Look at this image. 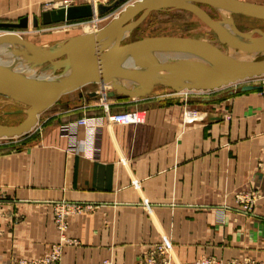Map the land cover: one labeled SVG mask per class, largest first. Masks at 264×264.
Instances as JSON below:
<instances>
[{"label": "crops", "instance_id": "obj_1", "mask_svg": "<svg viewBox=\"0 0 264 264\" xmlns=\"http://www.w3.org/2000/svg\"><path fill=\"white\" fill-rule=\"evenodd\" d=\"M93 91L63 95L31 135L0 144V264H29L58 243L59 203L85 208L65 220L60 264H135L164 238L172 264H264V86L134 107L111 98V115L145 114L128 126L106 125ZM77 114L99 125L87 134Z\"/></svg>", "mask_w": 264, "mask_h": 264}, {"label": "water", "instance_id": "obj_2", "mask_svg": "<svg viewBox=\"0 0 264 264\" xmlns=\"http://www.w3.org/2000/svg\"><path fill=\"white\" fill-rule=\"evenodd\" d=\"M124 0H116L109 6L97 5L93 13L91 5L70 6L55 11L43 12L40 24L43 26L92 19L107 14ZM204 4L230 14L264 20V5H255L232 0H140L126 7L120 15L95 33L70 38L66 45L48 54L39 55L37 61L51 62L62 60L71 51L82 53L74 64L72 73L60 80L50 83L21 81L0 69V96L11 99L28 107L26 120L15 127L0 126V138L18 137L28 133L36 124L40 114L52 107L63 95L74 92L88 84L105 85L110 92L106 98L117 95L132 100L148 97L156 86H167L182 91L212 92L247 80L264 76V58L244 66L227 71L224 63L210 62L198 56L186 47L167 39L146 38L134 44L119 46L117 33L127 32V36L153 12L165 10L184 11L193 15L205 25L217 41L227 48L264 49V33L251 30L247 33L234 30L227 33L209 15L197 7ZM37 28L39 21L31 17L21 18L17 23H0V28L24 30ZM256 35V36H254ZM233 36L238 37L236 40ZM102 39L114 43L111 51H97L95 48ZM23 43V42H22ZM84 47V49H83ZM144 65L145 69L166 73L167 77L153 79L143 92H131L118 85L105 81L109 76H119L136 70ZM139 68V69H140ZM3 72V73H2ZM9 74V75H8ZM258 87L246 86L241 92L255 91ZM92 96H96L95 94Z\"/></svg>", "mask_w": 264, "mask_h": 264}, {"label": "rangeland", "instance_id": "obj_3", "mask_svg": "<svg viewBox=\"0 0 264 264\" xmlns=\"http://www.w3.org/2000/svg\"><path fill=\"white\" fill-rule=\"evenodd\" d=\"M66 1L67 0H13L12 3H0V23H17L19 19L24 17H27L29 19V23L31 17H36L39 21V26L37 28H32L30 24L27 29L19 31L0 28V36H17L25 40L35 48H39L41 51H51L56 48L55 44H62L71 37L82 35L101 28L105 23L109 21L108 18L112 19L116 15H119L120 12L123 10L122 8H124V6L130 5L136 0H124L121 4L113 8L107 14L100 17L95 16L97 19H99V22L94 21V19L92 18L86 20L50 24L46 26L40 24V17L43 12L60 9L64 6V2ZM115 1L116 0H68V2L70 3H67V5L69 7L80 5H94L95 7L97 5L109 6ZM232 1L255 4V0ZM256 1L261 4L256 3L255 5H264V0ZM197 7L203 12H205L207 15H209L213 20L217 22L220 21L219 15L217 14V12H215L213 8L208 7L204 4H197ZM231 25L234 29L243 33H247L251 30H256L261 33H264V20H256L245 16L231 14ZM146 38H158L174 41L186 47L187 49L195 52L198 56L210 62H220L228 58V48L220 44L217 41L215 35L205 25H203L199 20H197L193 15L184 11L165 10L151 13L137 28H135L129 34V36L125 40H122L119 43V46L122 47L124 45L134 44ZM12 55L14 56L13 60H10L6 63H2L4 65L0 64V67L4 68V71L10 73L14 72L12 70L14 66L18 67L15 65L16 63H18L19 61L23 62L18 52H13ZM63 59H65V57ZM0 60H2V57H0ZM15 60L16 62H14ZM53 62L54 60L51 62L44 63L39 68H37L35 72H33L34 79H36L39 76V73L47 69V67ZM62 73L63 70H58V72L56 71V73L52 74V76H58ZM19 79L23 80L22 78ZM262 85L264 86V76L237 83L235 85H230L228 87L221 88L218 90L220 93H225L226 91H238L245 86L260 87ZM93 89L94 91L92 93H95V95L99 94L100 96H103L104 93L111 91V89H107L105 86L88 84L71 93L72 95H76L78 93L92 91ZM208 93L210 92H184L160 85L156 86L148 97L157 99L159 101L173 103L177 101L180 95H182L184 99L193 98V100H199L200 97H206ZM100 96L98 97L101 98ZM116 97L121 101L129 103V106L132 107L135 106L134 101L139 102L140 100L144 99L142 98L138 100H132L118 95ZM110 101L111 98H105L104 105L107 109L109 108L108 103H110ZM72 102L73 103L70 104L69 108H76L81 103L80 101ZM27 108V106H23L19 103L10 101L0 96V126L15 127L21 125L26 120L25 111ZM54 109V107H51L40 115L45 117L46 115L51 114ZM133 111L141 113L144 122L145 114L138 110ZM78 116L80 118H87L81 117L77 114V117ZM185 116L186 120H191L194 117L193 114L189 115L187 113ZM33 130L34 128L28 133L18 137L0 138V144L3 145L11 141H18L27 138L28 135H31ZM62 131H65V128H63ZM247 197V203H239L245 206V212L249 214L251 213V206L254 203V200L253 196ZM84 209L85 208L83 207L81 210ZM55 245H57V243L52 244L49 247L48 251L40 258L34 259L32 261H36L48 256ZM32 261H30V263Z\"/></svg>", "mask_w": 264, "mask_h": 264}, {"label": "bare ground", "instance_id": "obj_4", "mask_svg": "<svg viewBox=\"0 0 264 264\" xmlns=\"http://www.w3.org/2000/svg\"><path fill=\"white\" fill-rule=\"evenodd\" d=\"M137 1H140V0H136L133 3L137 2ZM133 3H131L130 5H132ZM130 5H126L122 9L124 10L126 7H128ZM67 7L64 5L60 9H64ZM92 8H93V13H96V7L93 5ZM52 11H55V10H52ZM45 12H48V11H45ZM216 12L220 17V21L218 22V25L221 28H223L227 33H233L235 29L231 25V14L229 12H226V11L218 9V8H216ZM119 15H116L114 18H116ZM95 16L93 17L94 21L99 22V19H97ZM114 18H112V19L108 18L109 21L107 23H105L101 28L96 29L95 31L85 33V34L95 33L96 31H98V30L102 29L104 26H106ZM82 35H84V34H82ZM82 35H77V36H82ZM127 35H128L127 32H123L121 34H120V32H118L116 35L117 41L125 40L128 37ZM77 36H74V37H77ZM233 37L236 40H239L238 37H236V36H233ZM71 38H73V37H71ZM69 39H67L62 44H60V43L55 44L56 48L54 50L41 51L39 48H35L34 46L29 44L25 40L21 39L20 37L13 36V35L0 36V57H2V60H0V64L4 65L2 63H6L10 60H13L14 56L12 55V53L18 52L19 56L23 60V62L19 61L18 63H16L15 65L18 67L14 66L12 68V70L14 72H12V73L7 72V73L12 74L17 79L22 78L23 80H21V81H26V82L50 83V82L60 80V79L66 77L72 73L76 59L80 58L83 52H81V54H79V52L71 51L65 57V59L55 60L53 63H51L47 67V69L40 72L39 76L36 79H34L33 72H35V70L37 68H39L42 64L47 63V62L40 61V60L37 61L36 57L39 55L48 54V53L62 49L66 45V43ZM113 48H114L113 42H111L109 39H102L100 42H98V44L95 48V52L102 51V50L107 52V51H111ZM83 49H84V47H83ZM261 58H264V49H253V48L233 49V48H228V60H226V62H224L226 64L227 68H224V70L231 71L237 67L247 65V64L252 63V62L259 60ZM14 62H16V60ZM21 64H23V65H21ZM134 68H138V69H136V70L134 69L131 72L121 74L119 76H109V77L105 78V81H108L110 83L118 85L127 91L143 92L147 89L148 84L150 83L151 80L168 76L166 73H163V72L149 71V70H147V68L145 69L144 65H141V68L140 67H134ZM0 69L2 71H4V68L0 67ZM58 70H63V73L58 75V76H52V74H55L56 71L58 72ZM98 86H105V85L99 84ZM182 91L194 92V91H188V90H182ZM196 92H198V91H196ZM103 96H105V93L103 94ZM3 98H5V97H3ZM5 99H8V98H5ZM8 100L13 101L11 99H8ZM13 102H16V101H13ZM16 103H18V102H16ZM19 104H21V103H19ZM21 105H23V104H21ZM23 106H25V105H23ZM27 110H28V108L26 109V111ZM26 111H25V113H26Z\"/></svg>", "mask_w": 264, "mask_h": 264}, {"label": "built area", "instance_id": "obj_5", "mask_svg": "<svg viewBox=\"0 0 264 264\" xmlns=\"http://www.w3.org/2000/svg\"><path fill=\"white\" fill-rule=\"evenodd\" d=\"M68 0L64 2V5L67 7ZM69 7V6H68ZM102 101H105V96H100ZM104 101L102 104L104 105ZM104 109L106 110L103 121L106 125H120V126H128V125H139L143 123V117L141 113L135 111L123 112L118 114H109L107 112V108L104 105ZM101 123V120H100ZM75 125L77 127H81L87 134H91L92 130L99 125V121L95 119H87L80 118L75 121ZM263 166H264V154H263ZM239 202H248V197L241 196L238 198ZM71 210L66 209L62 204H58L53 212V223L59 234V240L57 245H55L50 254L44 258H41L36 261H32L29 264H60L61 262V254L62 248L66 243L64 237L65 231V220L69 214H76L81 211V206H70ZM70 244H74L71 242ZM171 245L166 238L162 239L157 244H154L151 247H148L144 250L142 254H140L138 260L135 264H172L171 260ZM188 264H262L260 262L251 261V260H230V261H221L217 260L213 257H200L199 259L188 263Z\"/></svg>", "mask_w": 264, "mask_h": 264}]
</instances>
